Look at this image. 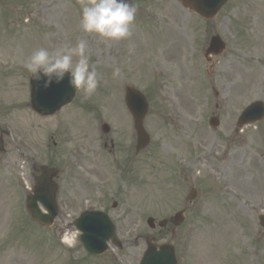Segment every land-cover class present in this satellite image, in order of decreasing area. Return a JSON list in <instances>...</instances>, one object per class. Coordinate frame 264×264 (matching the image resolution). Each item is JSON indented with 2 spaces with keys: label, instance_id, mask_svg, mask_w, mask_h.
<instances>
[{
  "label": "rangeland",
  "instance_id": "374dc122",
  "mask_svg": "<svg viewBox=\"0 0 264 264\" xmlns=\"http://www.w3.org/2000/svg\"><path fill=\"white\" fill-rule=\"evenodd\" d=\"M81 3L0 0V264H140L147 238L174 246L178 264H264V121L237 128L245 108L264 102V0H232L210 21L183 0H129L138 7L132 35L108 44L80 28ZM215 35L227 50L208 63ZM79 38L88 42L99 87L42 117L31 108L23 62L40 47L74 46ZM127 87L150 104L151 143L139 157ZM227 150L236 163L226 185ZM199 152L213 155L211 162L197 164ZM41 166L59 171L52 227L34 222L26 208ZM193 188L200 206L180 228L148 226L149 218L182 211ZM85 211L108 214L124 249L89 255L74 226ZM77 232L74 246L62 242Z\"/></svg>",
  "mask_w": 264,
  "mask_h": 264
},
{
  "label": "water",
  "instance_id": "95a60500",
  "mask_svg": "<svg viewBox=\"0 0 264 264\" xmlns=\"http://www.w3.org/2000/svg\"><path fill=\"white\" fill-rule=\"evenodd\" d=\"M230 0H183L186 8H189L201 17L210 20L215 18L221 9ZM226 51V44L220 36L212 38L210 47L206 53V58L210 61L209 56L218 57ZM75 90L69 88L67 78L61 84H53L52 87L45 89L42 82H37L31 78V106L38 114L42 116L54 115L64 106L70 104L76 95ZM218 95V94H217ZM126 105L132 114L137 132L138 144L137 151L145 149L150 144V136L144 128V119L149 112V103L146 97L138 90L128 87L126 89ZM264 119V103L256 102L250 105L239 119V127L262 121ZM211 126L218 127V119L210 121ZM105 134L110 132L108 125L103 126ZM0 150L3 151L2 144ZM42 175L38 178L37 186L33 194L27 199V208L34 221L42 225L51 226L58 216V206L56 203L57 186L53 182L58 172L55 169L42 167ZM195 195L191 196L194 199ZM40 205L46 210L45 213ZM264 225V216L261 218ZM184 221L182 213L171 219V222L179 226ZM167 220L159 223L160 227H166ZM149 226L156 227L153 219L148 220ZM75 226L83 234L81 242L86 250L92 255H102L108 250V242L118 243L115 227L110 218L102 212H85L76 222ZM141 264H177L174 248L170 245H163L160 251L153 239H147V250Z\"/></svg>",
  "mask_w": 264,
  "mask_h": 264
},
{
  "label": "clouds",
  "instance_id": "9594fccd",
  "mask_svg": "<svg viewBox=\"0 0 264 264\" xmlns=\"http://www.w3.org/2000/svg\"><path fill=\"white\" fill-rule=\"evenodd\" d=\"M137 11L138 7L128 0H82L80 28L105 44L119 42L131 37ZM88 47L83 38H79L74 46L40 47L27 56L23 67L34 80L42 82L45 89L61 84L67 78L69 88L91 96L100 81L97 71L90 65ZM120 75V68H114L113 77ZM78 234H65L62 242L72 247Z\"/></svg>",
  "mask_w": 264,
  "mask_h": 264
},
{
  "label": "flooded vegetation",
  "instance_id": "af4514ba",
  "mask_svg": "<svg viewBox=\"0 0 264 264\" xmlns=\"http://www.w3.org/2000/svg\"><path fill=\"white\" fill-rule=\"evenodd\" d=\"M112 148H113V150H116L117 149L116 145H114V144L112 145ZM130 149L133 150L134 148H130ZM199 149L201 150V148H199ZM230 149L231 148H229V150ZM135 150H136V148H135ZM218 150H219V148H211V153L214 154V156H215L216 154H218ZM229 150H227L226 157H224V169H225L224 179H225V181H223V182L226 185L229 182L228 181V178L230 179V173H229V171L232 169L233 164L236 163V161H234L235 156L233 154V151H229ZM140 154L141 153H139V154L138 153H135V156L136 157H139ZM212 157H213V155H205V154L200 156V152H199V156H198V158L196 160V163L202 165V164H205L204 162H206V163L207 162H211V160H212L211 158ZM227 172H228V174H227ZM193 189H196V188H193ZM196 195H197V199L195 201L190 202V201L186 200V202L184 203V206H183V210L182 211H184L185 214H187V212L191 209V207H192L191 210H194L196 206H200V202L201 201L200 202H197L198 198L200 197L199 191L196 193ZM258 209H260V211L264 212V200H263L262 204L258 206Z\"/></svg>",
  "mask_w": 264,
  "mask_h": 264
}]
</instances>
